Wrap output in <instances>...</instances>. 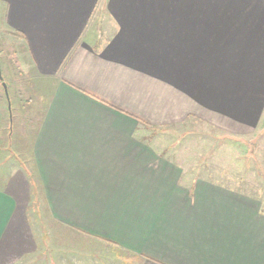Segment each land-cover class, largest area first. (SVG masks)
Returning a JSON list of instances; mask_svg holds the SVG:
<instances>
[{
	"label": "crops",
	"instance_id": "obj_1",
	"mask_svg": "<svg viewBox=\"0 0 264 264\" xmlns=\"http://www.w3.org/2000/svg\"><path fill=\"white\" fill-rule=\"evenodd\" d=\"M0 23L23 45L10 77L28 117L1 146L26 161L0 175V264L32 195L138 264H264L260 202L172 163L154 133L259 129L264 0H0Z\"/></svg>",
	"mask_w": 264,
	"mask_h": 264
},
{
	"label": "rangeland",
	"instance_id": "obj_2",
	"mask_svg": "<svg viewBox=\"0 0 264 264\" xmlns=\"http://www.w3.org/2000/svg\"><path fill=\"white\" fill-rule=\"evenodd\" d=\"M21 44V40L0 23L1 76L8 87L6 90L12 105L13 117L11 121L10 115L8 123L13 122L14 127L17 122L26 124L28 118L25 106H21L19 99L22 95L18 90V87L25 86L22 84L25 77L14 80L10 77L20 69L19 59H25ZM2 98L6 99V94L0 84V101ZM3 106L0 105V123L3 121L0 126L1 144L5 143L3 136L7 134L5 130L2 132L3 127L6 128L4 118L7 119ZM20 110H23L21 114ZM154 133L159 135L161 151L172 163L191 172L192 176L204 177L217 185L243 192L259 201L264 208V115L257 131L241 136L192 120L155 129ZM26 134L21 129L14 131L17 139L24 140V145L30 138ZM14 147H0V175L6 178L16 171L22 173L21 163L26 161V156ZM4 182L0 178V185ZM181 182L190 183L191 180L182 179ZM18 198L21 206L18 207L21 216L19 242L7 250L9 254L5 264H138L120 248L95 240H81L61 227L44 206L41 196L32 195L28 201L25 196Z\"/></svg>",
	"mask_w": 264,
	"mask_h": 264
},
{
	"label": "trees",
	"instance_id": "obj_3",
	"mask_svg": "<svg viewBox=\"0 0 264 264\" xmlns=\"http://www.w3.org/2000/svg\"><path fill=\"white\" fill-rule=\"evenodd\" d=\"M3 52L0 50V70L2 71V54ZM2 83H3V80L1 81V85H2ZM6 85V84H5ZM6 88H8L7 86H6ZM8 95V94H7ZM3 99V98H2ZM7 101L9 102V109H8V103H7ZM4 106V110H5V112H6V116H7V119H6V117L4 118L5 120V127L6 128H4L3 127V130H2V132H4V130L7 132V134L5 135V136H3V138L5 139V142H6V144L9 142V140H10V137H11V129H12V123L13 122H11L10 124L8 123L9 122V118H10V115H11V121H12V117H13V112H12V105H11V101H10V98H9V95H8V99L6 98V99H3V100H1L0 101ZM2 112V111H1ZM1 119V118H0ZM3 121H1V123H2ZM1 123H0V126H1ZM1 130V129H0ZM2 137L0 136V147L3 145V144H5V143H3V144H1L2 143Z\"/></svg>",
	"mask_w": 264,
	"mask_h": 264
},
{
	"label": "water",
	"instance_id": "obj_4",
	"mask_svg": "<svg viewBox=\"0 0 264 264\" xmlns=\"http://www.w3.org/2000/svg\"><path fill=\"white\" fill-rule=\"evenodd\" d=\"M2 80V76H1V70H0V81ZM2 88L4 89L5 91V94H6V98L8 99V95H7V90H6V86L4 83H2ZM8 109H9V104H8Z\"/></svg>",
	"mask_w": 264,
	"mask_h": 264
}]
</instances>
